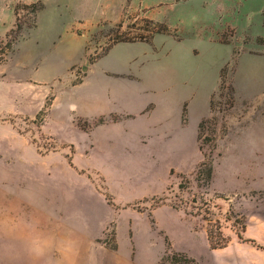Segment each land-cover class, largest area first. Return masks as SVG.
I'll use <instances>...</instances> for the list:
<instances>
[{
    "label": "rangeland",
    "instance_id": "374dc122",
    "mask_svg": "<svg viewBox=\"0 0 264 264\" xmlns=\"http://www.w3.org/2000/svg\"><path fill=\"white\" fill-rule=\"evenodd\" d=\"M0 264H264V0H0Z\"/></svg>",
    "mask_w": 264,
    "mask_h": 264
},
{
    "label": "crops",
    "instance_id": "0c3cea01",
    "mask_svg": "<svg viewBox=\"0 0 264 264\" xmlns=\"http://www.w3.org/2000/svg\"><path fill=\"white\" fill-rule=\"evenodd\" d=\"M101 75L98 74V77L94 79L93 82L87 83V89L84 92L83 100L90 106L88 110L84 111L81 115L86 119H93L100 116L106 115H123V116H132L133 111H124L121 112L117 109L115 104L117 99L124 101L122 98V94H125L126 91L123 90V87H120V83L115 82L112 86H117V92L115 94L114 87L110 89L106 81H112L111 79L105 78L103 79L100 77ZM121 82V81H118ZM122 91H120V89ZM124 91V92H123ZM129 93V92H127ZM128 101H129V97ZM135 113V112H134Z\"/></svg>",
    "mask_w": 264,
    "mask_h": 264
},
{
    "label": "trees",
    "instance_id": "16d2710c",
    "mask_svg": "<svg viewBox=\"0 0 264 264\" xmlns=\"http://www.w3.org/2000/svg\"><path fill=\"white\" fill-rule=\"evenodd\" d=\"M160 202H162V201H160ZM158 205L159 204H157V206ZM207 238H208L209 243L213 247H221L226 243L225 239L222 237L221 233H219V232H218L217 236H214L210 231L207 230ZM177 257H178L177 255H173L172 260L173 261L176 260Z\"/></svg>",
    "mask_w": 264,
    "mask_h": 264
}]
</instances>
